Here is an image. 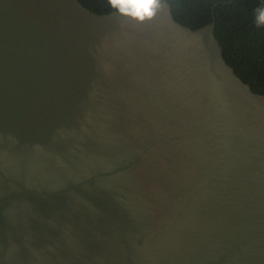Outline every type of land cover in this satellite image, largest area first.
Wrapping results in <instances>:
<instances>
[{
	"label": "water",
	"instance_id": "95a60500",
	"mask_svg": "<svg viewBox=\"0 0 264 264\" xmlns=\"http://www.w3.org/2000/svg\"><path fill=\"white\" fill-rule=\"evenodd\" d=\"M214 25L0 0V264H264V95Z\"/></svg>",
	"mask_w": 264,
	"mask_h": 264
},
{
	"label": "trees",
	"instance_id": "16d2710c",
	"mask_svg": "<svg viewBox=\"0 0 264 264\" xmlns=\"http://www.w3.org/2000/svg\"><path fill=\"white\" fill-rule=\"evenodd\" d=\"M96 13L112 9L108 0H79ZM173 18L192 29L214 21V36L225 61L249 84L264 95V26L255 24L254 9L264 0H165Z\"/></svg>",
	"mask_w": 264,
	"mask_h": 264
},
{
	"label": "clouds",
	"instance_id": "9594fccd",
	"mask_svg": "<svg viewBox=\"0 0 264 264\" xmlns=\"http://www.w3.org/2000/svg\"><path fill=\"white\" fill-rule=\"evenodd\" d=\"M112 9L139 23L152 20L165 6V0H108ZM255 24L264 26V6L254 9Z\"/></svg>",
	"mask_w": 264,
	"mask_h": 264
}]
</instances>
